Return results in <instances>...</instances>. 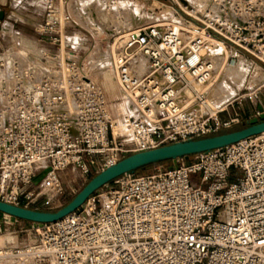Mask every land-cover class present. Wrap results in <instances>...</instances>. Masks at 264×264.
Segmentation results:
<instances>
[{"label":"built area","instance_id":"built-area-1","mask_svg":"<svg viewBox=\"0 0 264 264\" xmlns=\"http://www.w3.org/2000/svg\"><path fill=\"white\" fill-rule=\"evenodd\" d=\"M41 1L39 47L0 44V201L52 210L62 170L87 175L232 128L240 118L222 116L227 105L264 91V0H182L172 21L118 27L117 94L83 65L72 0ZM215 44L254 67L253 85L217 109L207 91ZM262 113L264 103L246 122ZM173 161L121 174L55 221L0 212L2 225L19 220L4 232L26 238L0 245V263L264 264V131Z\"/></svg>","mask_w":264,"mask_h":264},{"label":"rangeland","instance_id":"rangeland-1","mask_svg":"<svg viewBox=\"0 0 264 264\" xmlns=\"http://www.w3.org/2000/svg\"><path fill=\"white\" fill-rule=\"evenodd\" d=\"M182 3V0H72L71 8L75 21L73 27L81 31L84 36V49L80 52V57L90 77L99 82L108 94H117L119 89L114 79V71L110 66L111 57L117 52L120 44V38L117 37L114 31L118 27H136L148 24L153 20L160 22L172 21L173 10L170 7L176 8L180 12ZM43 10L44 5L41 0H0V44L12 45L19 42L30 50L39 47L34 27L41 21ZM13 30L19 31L20 34L16 35ZM214 55L215 60L223 56L221 63L225 67L221 74L222 77L217 78L215 77L216 73H214L211 82L213 84L210 83V86H207L208 92L209 88L210 90H213V88L217 90V87L224 80L223 89L228 88L227 94L231 97V100L236 92L246 86L253 85L254 67L247 59L236 57L227 60L228 51L225 50L215 52ZM222 94L223 91H219L218 94L214 95L222 96ZM263 103L264 91L252 101L248 99L241 102L233 101L227 105L226 110L221 115H238L240 123L232 127L238 128L245 125L247 115ZM123 104L126 106V101ZM173 165H175V162L168 160L164 163L137 169V172L148 173L157 166L167 168ZM97 170L96 167H92L87 175H83L79 170L70 167L62 170L60 180L63 194L54 201L50 209L56 210L65 205L97 173ZM18 223L19 220L11 225H2L0 222L2 230L0 232V245L8 241L18 245L25 242L26 238L21 233L7 234V232H4L5 229L17 230ZM13 264H16V261H13Z\"/></svg>","mask_w":264,"mask_h":264},{"label":"water","instance_id":"water-1","mask_svg":"<svg viewBox=\"0 0 264 264\" xmlns=\"http://www.w3.org/2000/svg\"><path fill=\"white\" fill-rule=\"evenodd\" d=\"M262 131H264V113L260 114L258 118L250 119L240 128L129 154L95 173L72 199L56 210L32 209L0 201V212L31 222L55 221L76 210L92 192L123 173L132 172L162 161L188 158L193 154L223 147Z\"/></svg>","mask_w":264,"mask_h":264},{"label":"bare ground","instance_id":"bare-ground-1","mask_svg":"<svg viewBox=\"0 0 264 264\" xmlns=\"http://www.w3.org/2000/svg\"><path fill=\"white\" fill-rule=\"evenodd\" d=\"M196 2V1H195ZM197 4L199 3V0L196 2ZM220 46L219 45H217V44H215L214 45V47H211V49H210V52H212V53H215V52H218V51H220V50H222V48H219ZM224 51V50H223ZM225 51H228V50H225ZM222 52V51H221ZM227 53V52H226ZM223 54V53H222ZM228 56V55H227ZM220 57H222V58H218V60H217V58H216V60H215V71H214V73H216V76L215 77H217V78H220V77H222L221 76V74H222V72H223V68L225 67V66H222V63H221V59H223V56H220ZM224 62V61H223ZM214 77V76H213ZM111 80V79H110ZM224 81V80H223ZM221 82L220 83V86L219 87H217L218 89L216 90V89H214L213 87V90H210V88L208 89L209 90V92H208V101H209V103L215 108V109H217L218 107H223V106H225L226 105V103L228 102V101H230V96L227 94L228 93V88L227 89H223V84H224V82ZM112 82H113V80H112ZM211 84H213V83H211ZM113 85V84H112ZM208 86H210V85H208ZM212 86V85H211ZM211 88V89H212ZM225 88H226V86H225ZM221 92V91H223V94H222V96H215L214 94H218V92ZM216 97H218V98H216ZM213 99V100H212ZM212 101V102H211ZM213 103H217L218 105H215V104H213ZM17 263V262H16ZM13 264V263H12Z\"/></svg>","mask_w":264,"mask_h":264},{"label":"trees","instance_id":"trees-1","mask_svg":"<svg viewBox=\"0 0 264 264\" xmlns=\"http://www.w3.org/2000/svg\"><path fill=\"white\" fill-rule=\"evenodd\" d=\"M242 127V126H241ZM238 128H240V127H238ZM233 129H236V128H232V129H228V130H220L218 133H220V132H225V131H229V130H233ZM168 161V160H167ZM164 162H166V161H162V162H160V163H164ZM149 166H151V165H147V166H145V167H149ZM145 167H142V168H145ZM142 168H139V169H142Z\"/></svg>","mask_w":264,"mask_h":264},{"label":"crops","instance_id":"crops-1","mask_svg":"<svg viewBox=\"0 0 264 264\" xmlns=\"http://www.w3.org/2000/svg\"><path fill=\"white\" fill-rule=\"evenodd\" d=\"M245 115H247V114H245ZM248 115H249V114H248ZM248 115H247V116H248Z\"/></svg>","mask_w":264,"mask_h":264}]
</instances>
